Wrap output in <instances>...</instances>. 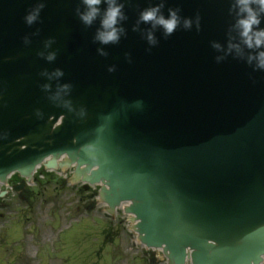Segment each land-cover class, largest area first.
<instances>
[{
    "label": "water",
    "instance_id": "obj_1",
    "mask_svg": "<svg viewBox=\"0 0 264 264\" xmlns=\"http://www.w3.org/2000/svg\"><path fill=\"white\" fill-rule=\"evenodd\" d=\"M117 2L123 32L103 44L107 4L86 25L83 0H0V183L17 174L20 192L42 168L99 187L158 263L264 264V70L236 0ZM158 5L180 17L170 36L140 20Z\"/></svg>",
    "mask_w": 264,
    "mask_h": 264
},
{
    "label": "rangeland",
    "instance_id": "obj_2",
    "mask_svg": "<svg viewBox=\"0 0 264 264\" xmlns=\"http://www.w3.org/2000/svg\"><path fill=\"white\" fill-rule=\"evenodd\" d=\"M65 179L50 175L27 199L5 200L0 264H156L152 250L135 244L122 212L109 220L95 207V187L71 188Z\"/></svg>",
    "mask_w": 264,
    "mask_h": 264
},
{
    "label": "clouds",
    "instance_id": "obj_3",
    "mask_svg": "<svg viewBox=\"0 0 264 264\" xmlns=\"http://www.w3.org/2000/svg\"><path fill=\"white\" fill-rule=\"evenodd\" d=\"M86 11L80 14L81 20L86 25H91L101 13L100 5L107 4L104 14L101 18V30L98 31L96 39L103 44L117 43L120 40L123 29L118 27L120 21L124 19L123 5L117 0H83ZM43 5H40L29 12L24 20L27 24H33L39 16ZM236 7L238 8L237 27L239 29V36L243 45L251 50L248 53L247 60L251 64L255 62V67L258 70H264V28L259 27L262 23V16H264V0H236ZM140 20L145 23H152L153 26L159 25L163 28L166 36L172 35L180 24V17L176 10H170L169 16L166 18L161 14V6H155L144 10L140 15ZM192 25L191 19L184 20V26L190 28ZM148 39L155 44V38L150 33ZM220 47L219 44L215 45ZM236 48L238 53L241 51L240 45L229 43V51ZM103 53V50L101 49ZM48 60L55 59V53H51L47 57ZM114 69H110L112 71ZM56 76H62L63 72L57 70ZM48 87V85H45ZM70 85L65 84L61 86V91H66ZM60 93H57L59 96Z\"/></svg>",
    "mask_w": 264,
    "mask_h": 264
}]
</instances>
